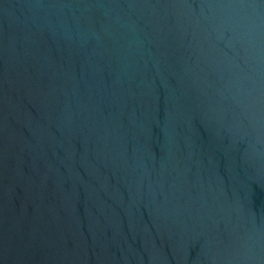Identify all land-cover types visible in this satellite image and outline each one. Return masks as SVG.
I'll use <instances>...</instances> for the list:
<instances>
[{
	"label": "water",
	"instance_id": "1",
	"mask_svg": "<svg viewBox=\"0 0 264 264\" xmlns=\"http://www.w3.org/2000/svg\"><path fill=\"white\" fill-rule=\"evenodd\" d=\"M0 264H264V0H0Z\"/></svg>",
	"mask_w": 264,
	"mask_h": 264
}]
</instances>
